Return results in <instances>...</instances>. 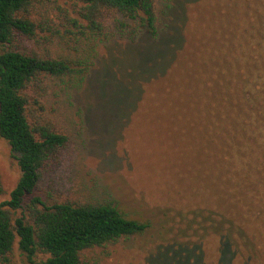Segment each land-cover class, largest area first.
<instances>
[{
  "label": "rangeland",
  "instance_id": "1",
  "mask_svg": "<svg viewBox=\"0 0 264 264\" xmlns=\"http://www.w3.org/2000/svg\"><path fill=\"white\" fill-rule=\"evenodd\" d=\"M54 1L34 3L30 16L38 25L37 35L23 46L67 57L75 65L86 61L89 71L76 75L75 86L42 77L41 84L26 90L30 121L50 123L68 137L57 161L43 169L34 195L72 203L109 202L129 217L151 224L141 234L90 247L82 257L95 264H161L173 237L167 229L176 224L170 217L178 210L201 207L250 220L240 209L238 196L230 198L225 186L234 173L223 169L229 163L220 143L210 134H199L205 118L198 119L197 109L199 101L204 106L208 101L211 77L206 70H215L216 62L232 63L237 56L242 70L250 64L255 70L257 60H264V0H155L161 28L169 4L187 2L179 51L174 54L176 49H170L164 61L168 69L143 82L137 96L133 91L129 106L118 108L114 104L119 100L113 97L123 95L119 85L131 58L136 50L154 48L156 42L146 32L133 40L129 32H114L116 18L109 20L105 39L90 42L85 39L88 34L70 25L75 3ZM253 70L248 81L254 79ZM248 161L246 155L241 163L246 167ZM19 176L15 153L0 136V202L9 198ZM261 197H251L254 214ZM30 198L26 196L25 202ZM15 215L28 217L25 206ZM262 225L254 223L255 230ZM200 247L202 264L241 262L218 235L207 236ZM260 253L262 257L250 259V264H264V251ZM45 258L38 253L36 264ZM0 264H29L17 240L8 260Z\"/></svg>",
  "mask_w": 264,
  "mask_h": 264
},
{
  "label": "trees",
  "instance_id": "2",
  "mask_svg": "<svg viewBox=\"0 0 264 264\" xmlns=\"http://www.w3.org/2000/svg\"><path fill=\"white\" fill-rule=\"evenodd\" d=\"M37 1L0 0V136L15 153L20 172L9 198L0 202V262L8 260L17 240L18 249L29 264L37 263L38 253L46 255L41 264H95L82 257L86 249L122 236L141 234L151 224L129 217L109 202L72 203L34 195L43 169L57 161L68 137L50 123L30 121L26 90L29 85L41 84L42 77L75 86L79 84L76 75L85 76L89 71L86 61L75 65L67 57L23 46L24 41L37 35L38 25L30 16ZM45 1L49 5L55 3ZM64 1L75 3L76 16L69 19L70 25L78 27L84 36L88 34L85 39L90 42L106 38L111 18H116L114 32H129L130 40L139 32H146L156 42L154 48L147 45L141 52L136 50L131 58L124 83L119 85L123 95L113 97L119 100L115 101L116 108L129 106L133 91L137 96L143 82L162 75L168 69L164 61L170 56V49H176L175 54L180 47V27L187 2L169 4L167 20L161 28L155 0ZM164 32L166 35L162 36ZM239 64L234 56L232 63L216 62L215 70H206L211 77L208 101L205 100V106L198 102L197 113L199 120L205 118L199 134L215 137L228 157L229 164L224 163L223 169L233 172L234 179L225 177L228 179L225 186L230 198L233 194L238 196L237 203H243L240 209L250 220H237L235 213L228 215L201 207L178 210L170 217L176 224L167 229L173 237L167 241L169 245L164 248L161 264H202L200 244L209 235L224 240L234 257L237 254L241 259L237 264L244 261L250 264V259H258L260 251H264V60H257L255 70L250 62V67L245 66L244 70ZM251 69L255 72L254 79L248 81ZM241 74L245 75L244 79ZM135 84L137 87L133 88ZM246 155L249 161L245 167L241 162ZM237 156L238 160L234 161ZM256 194L262 197L254 214L251 197ZM28 195L31 198L25 202ZM23 206L28 217L16 216L15 211ZM258 222L263 225L257 226L256 231L254 223Z\"/></svg>",
  "mask_w": 264,
  "mask_h": 264
}]
</instances>
